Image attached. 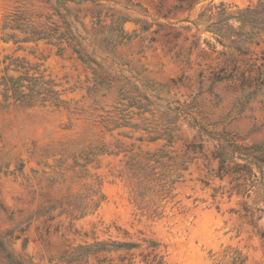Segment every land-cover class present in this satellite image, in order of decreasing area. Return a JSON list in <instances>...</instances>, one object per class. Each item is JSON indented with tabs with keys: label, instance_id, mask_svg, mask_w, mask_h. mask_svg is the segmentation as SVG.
I'll use <instances>...</instances> for the list:
<instances>
[{
	"label": "rangeland",
	"instance_id": "1",
	"mask_svg": "<svg viewBox=\"0 0 264 264\" xmlns=\"http://www.w3.org/2000/svg\"><path fill=\"white\" fill-rule=\"evenodd\" d=\"M97 2L67 3L86 62L66 42L0 31V236L12 255L144 264L154 241L167 264H264L260 172L220 178L214 158L219 144L264 140V15L242 21L259 0ZM15 11L61 23L40 0H0V24ZM100 240L139 246L64 259Z\"/></svg>",
	"mask_w": 264,
	"mask_h": 264
},
{
	"label": "trees",
	"instance_id": "2",
	"mask_svg": "<svg viewBox=\"0 0 264 264\" xmlns=\"http://www.w3.org/2000/svg\"><path fill=\"white\" fill-rule=\"evenodd\" d=\"M45 3L48 8L53 11V14L58 16L61 20L60 24L49 26L46 22L34 24L31 20L22 16L21 13L15 11L8 14L5 20L0 24V31L3 33L1 38L3 40L16 41H29L44 39L49 43L61 44L66 42L72 50L77 53L78 58L86 62L89 60L84 54L83 45L81 40L85 39L84 36L78 33L76 23L83 25L81 19L72 13L67 3L74 4L91 2L98 4V0H40ZM264 15V0H259L255 7H247L242 15L243 23H248L251 26H258L262 22V16ZM233 17L227 15L226 20ZM14 31H19L25 36L20 40L16 38ZM253 32L246 33L247 37H251ZM244 35V34H243ZM248 38V39H249ZM233 40L232 42H235ZM263 77L261 78L260 85L264 82V70L261 72ZM13 89L16 88L13 86ZM230 148V154L225 151V148ZM243 160V163H236L235 158ZM214 158L218 159L217 175L222 178L225 175H237L234 176V180L239 181L242 175L249 174L251 172V166L256 165L260 172V183L264 186V140L260 142H254L252 144L239 145L234 142H230L227 145L219 144L218 151L215 152ZM229 163H233L230 165ZM242 172H244L242 174ZM243 180L245 177L242 178ZM242 183H239L241 186ZM156 242H148L146 248L150 250L146 254H142L141 261L144 264H167L161 255L155 252ZM139 244L135 242H117L114 240H100L94 241L89 244H79L73 250L66 254L65 260L67 262H76L81 259H87L89 256H98L102 253H110L112 251L125 250L129 251L132 248L138 247ZM125 258L121 257L123 261ZM0 263L3 264H28L16 258L12 255L11 250L8 248L4 241V238L0 236ZM97 264H111L110 259L104 256L101 259H97ZM124 264V263H123ZM126 264V263H125ZM127 264H134L131 258L127 259Z\"/></svg>",
	"mask_w": 264,
	"mask_h": 264
}]
</instances>
